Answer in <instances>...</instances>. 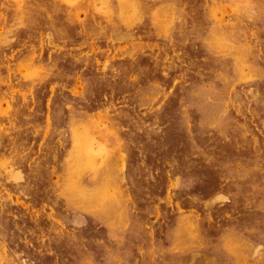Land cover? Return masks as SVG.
Returning a JSON list of instances; mask_svg holds the SVG:
<instances>
[{"label": "rangeland", "instance_id": "rangeland-1", "mask_svg": "<svg viewBox=\"0 0 264 264\" xmlns=\"http://www.w3.org/2000/svg\"><path fill=\"white\" fill-rule=\"evenodd\" d=\"M0 264H264V0H0Z\"/></svg>", "mask_w": 264, "mask_h": 264}]
</instances>
